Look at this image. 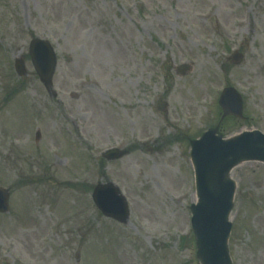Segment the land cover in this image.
Returning <instances> with one entry per match:
<instances>
[{"label": "rangeland", "instance_id": "374dc122", "mask_svg": "<svg viewBox=\"0 0 264 264\" xmlns=\"http://www.w3.org/2000/svg\"><path fill=\"white\" fill-rule=\"evenodd\" d=\"M34 36L58 55L55 94L31 62ZM226 86L244 117H222ZM209 128L264 133V0H0V264H203L191 145ZM113 145L125 153L102 157ZM162 165L177 190L163 192ZM235 167L231 263L264 264V161ZM107 182L127 199L124 222L93 202Z\"/></svg>", "mask_w": 264, "mask_h": 264}, {"label": "water", "instance_id": "95a60500", "mask_svg": "<svg viewBox=\"0 0 264 264\" xmlns=\"http://www.w3.org/2000/svg\"><path fill=\"white\" fill-rule=\"evenodd\" d=\"M30 50L34 65L42 81L50 87L56 67V55L50 43L35 38ZM236 53L234 61L241 60ZM20 74L25 73L24 62L17 60ZM220 103L225 115H242V98L234 88H226ZM162 107L164 104H160ZM40 137V133H38ZM122 155L120 150L108 153V158ZM192 155L196 167L199 202L194 205L192 223L195 228L199 252L204 264H231L227 251V238L231 230L228 213L232 206L234 183L226 179L229 169L242 158L264 159V134L258 131L245 133L234 140H224L214 130H208L194 141ZM8 190L0 188V211L9 209ZM93 199L106 215L121 221L128 218L127 203L120 190L113 184H98L93 191Z\"/></svg>", "mask_w": 264, "mask_h": 264}, {"label": "bare ground", "instance_id": "6f19581e", "mask_svg": "<svg viewBox=\"0 0 264 264\" xmlns=\"http://www.w3.org/2000/svg\"><path fill=\"white\" fill-rule=\"evenodd\" d=\"M114 115L113 116V119H118V115H116V113L112 114ZM161 169L163 170L164 173H166L167 177H165V179L167 180V189H164L163 192H167V190H170V191H175L177 190V187H178V184L175 182L170 170H172V168L169 166H166V168L164 167V165L161 166ZM236 170H237V167L235 168H232L228 177L231 176V174H235L236 175ZM150 197L152 198H155L156 200H158L157 198H162V194L159 192V191H155V194L154 193H151L150 194ZM197 198V195L196 193L193 194L192 196V199L193 200H196ZM232 216V213L230 214V217Z\"/></svg>", "mask_w": 264, "mask_h": 264}]
</instances>
